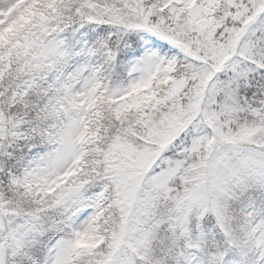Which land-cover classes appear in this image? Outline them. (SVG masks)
<instances>
[{
	"label": "snow or ice",
	"instance_id": "obj_1",
	"mask_svg": "<svg viewBox=\"0 0 264 264\" xmlns=\"http://www.w3.org/2000/svg\"><path fill=\"white\" fill-rule=\"evenodd\" d=\"M0 264H264V0H0Z\"/></svg>",
	"mask_w": 264,
	"mask_h": 264
}]
</instances>
